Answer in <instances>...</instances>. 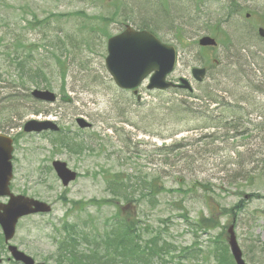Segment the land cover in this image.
<instances>
[{"label":"rangeland","instance_id":"374dc122","mask_svg":"<svg viewBox=\"0 0 264 264\" xmlns=\"http://www.w3.org/2000/svg\"><path fill=\"white\" fill-rule=\"evenodd\" d=\"M126 24L174 45L171 79L186 77L193 91L148 89V78L136 94L115 84L105 65L107 39ZM258 26L264 27V0H0V132L14 140L10 188L52 207L20 218L10 243L36 262L74 264L64 224L79 234L76 253L103 252L121 208L131 228L144 232L140 248L157 240L169 252L163 259L172 256L169 264H217L218 253L232 264L225 232L233 218L243 259L264 264ZM203 35L218 45L200 48ZM195 66L206 68L200 82L190 74ZM34 88L55 92L56 101L36 99ZM77 116L92 126L79 127ZM31 118L50 119L59 130L23 131ZM57 132L82 147L64 146ZM53 159L77 178L63 186ZM114 176L129 181L122 194L132 200L111 189ZM149 188L154 195H145ZM1 241L0 264H21Z\"/></svg>","mask_w":264,"mask_h":264},{"label":"water","instance_id":"95a60500","mask_svg":"<svg viewBox=\"0 0 264 264\" xmlns=\"http://www.w3.org/2000/svg\"><path fill=\"white\" fill-rule=\"evenodd\" d=\"M258 34L264 36L263 27L258 28ZM198 43L201 46H214L216 40L209 35H204L199 38ZM107 52L106 67L119 87L135 88L147 75H150L147 84L149 89H164L173 85L171 81L166 80V75L174 68L176 50L172 45L162 43L149 31L136 30L131 26H126L121 33L108 38ZM191 73L195 79L201 80L205 75V68L193 67ZM180 86L192 89L184 78L181 79ZM134 92L136 93V90ZM32 95L47 101L55 100V94L47 89H34ZM76 122L80 127L91 126V123L81 116L76 118ZM48 128L56 130L58 126L51 121L37 120H29L24 124L25 131H40ZM11 152L12 139L0 133V195L9 197L7 202L0 203V227L5 242H9L13 238L17 221L21 217L37 212H48L51 209L47 202L10 191ZM52 166L63 185H67L76 177V173L69 169L62 160H53ZM227 242L235 264H247L237 243L233 223L228 228ZM8 250L14 260L23 264H44L35 262L30 255L19 250L13 244H8Z\"/></svg>","mask_w":264,"mask_h":264},{"label":"trees","instance_id":"16d2710c","mask_svg":"<svg viewBox=\"0 0 264 264\" xmlns=\"http://www.w3.org/2000/svg\"><path fill=\"white\" fill-rule=\"evenodd\" d=\"M215 124V123H214ZM65 134V135H64ZM58 138H60L62 144L64 145L63 141L66 142V146L68 148H72V145L75 147H82V143L78 141L77 137H70L66 133H58ZM65 146V145H64ZM110 184H114L111 189L115 193L121 194L125 199L128 201L132 200L131 194L128 192H122L124 191V187L128 184V180L122 177H116L114 176L110 180ZM126 181V182H125ZM148 194H145L147 196L154 195V191L152 188L147 189ZM143 195V194H141ZM234 209H237V206H234ZM235 212H233L234 214ZM115 217L120 222L117 227L115 225L113 226V238L108 240L106 242V245H111L108 250H105L102 252L101 248L94 249L95 251H92L90 249H84V251L79 252L80 254L76 253L77 243L79 242V234L78 233H70L68 230V227L66 224H64V231L65 236L63 238L67 239L64 241L66 243V250H67V256H71L75 254V257L72 258L74 264H154L157 263L156 261H152L153 258H158L157 264H169V261H171V257L166 260L163 259L162 256L164 254H168L169 252L164 247V244H161L162 246H158L157 240H151L153 245L150 246L149 242L145 243V249H141L139 246V241L143 242V235L144 232L135 231L131 228L129 223L131 221L128 217L124 216L121 212V208H117L115 211ZM209 220L208 225L213 226V224H216V222L213 219V216H209L207 218ZM132 225V224H131ZM199 225H202L199 222ZM146 231V230H145ZM226 234V233H225ZM2 235L0 233V242L3 245V241H1ZM220 241V240H219ZM92 251V252H91ZM211 252L207 254V256L210 255ZM91 257V259H88L87 257ZM217 257V264H225V259L222 257L221 254L218 253ZM232 264H234L233 260H231ZM175 264H195V263H184L181 261H178Z\"/></svg>","mask_w":264,"mask_h":264},{"label":"flooded vegetation","instance_id":"af4514ba","mask_svg":"<svg viewBox=\"0 0 264 264\" xmlns=\"http://www.w3.org/2000/svg\"><path fill=\"white\" fill-rule=\"evenodd\" d=\"M179 79V78H178Z\"/></svg>","mask_w":264,"mask_h":264}]
</instances>
